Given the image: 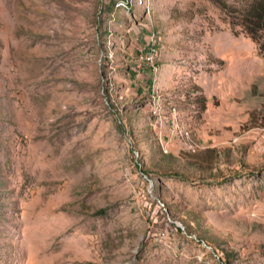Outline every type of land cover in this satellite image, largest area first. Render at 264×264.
Returning <instances> with one entry per match:
<instances>
[{"label":"rangeland","instance_id":"1","mask_svg":"<svg viewBox=\"0 0 264 264\" xmlns=\"http://www.w3.org/2000/svg\"><path fill=\"white\" fill-rule=\"evenodd\" d=\"M118 1L0 0V264H264V54Z\"/></svg>","mask_w":264,"mask_h":264},{"label":"trees","instance_id":"2","mask_svg":"<svg viewBox=\"0 0 264 264\" xmlns=\"http://www.w3.org/2000/svg\"><path fill=\"white\" fill-rule=\"evenodd\" d=\"M216 1L230 15L233 23L242 26L243 33L257 43L260 53L264 54V0ZM239 34L236 32V35Z\"/></svg>","mask_w":264,"mask_h":264},{"label":"built area","instance_id":"3","mask_svg":"<svg viewBox=\"0 0 264 264\" xmlns=\"http://www.w3.org/2000/svg\"><path fill=\"white\" fill-rule=\"evenodd\" d=\"M151 0H119L116 4L117 7L125 8L127 11H132L135 8L150 9ZM158 41L156 34H152L148 43L140 48L138 54L137 71L144 73L146 65L155 66V60L158 55Z\"/></svg>","mask_w":264,"mask_h":264}]
</instances>
